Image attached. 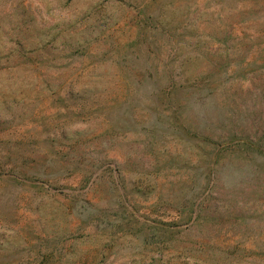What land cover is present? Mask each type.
Listing matches in <instances>:
<instances>
[{"label":"rangeland","instance_id":"1","mask_svg":"<svg viewBox=\"0 0 264 264\" xmlns=\"http://www.w3.org/2000/svg\"><path fill=\"white\" fill-rule=\"evenodd\" d=\"M0 264H264V0H0Z\"/></svg>","mask_w":264,"mask_h":264}]
</instances>
